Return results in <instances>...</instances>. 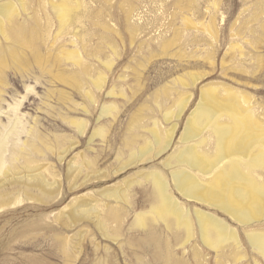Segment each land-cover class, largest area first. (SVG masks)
I'll return each instance as SVG.
<instances>
[{
	"label": "rangeland",
	"instance_id": "374dc122",
	"mask_svg": "<svg viewBox=\"0 0 264 264\" xmlns=\"http://www.w3.org/2000/svg\"><path fill=\"white\" fill-rule=\"evenodd\" d=\"M12 1L18 15L10 22L4 20L5 31L13 30L11 35L14 37L18 28L31 31L30 37L34 36L36 46L22 49L19 67L7 56L14 44L0 33V55H5L8 60V66L0 73V135L15 125L19 133L15 138L21 142L18 147L37 136L52 148H43V156L33 155L31 159L37 163L32 162V165L23 158L10 164L12 159H9L6 171L11 172L12 183L7 182L6 189L13 191L15 184H19L17 178L38 173L55 183L53 188H60V191L57 189L59 198L53 203L22 198L24 202L20 205L0 212V264L164 263L155 259L159 249L155 251L156 246L146 240L147 231L133 226L136 215L148 212L152 203L150 183L143 182L142 174L163 173L171 193L185 210L201 209L200 204L186 200L175 189L171 177L173 170L165 163L182 145L180 138L188 119L201 102L202 91L213 87L226 97L227 90H233L244 97L245 102L242 99L241 105L250 107L254 116L264 123V0H86L88 9L75 22L72 35L55 44L57 20L51 13L49 1L43 0L44 4L41 0H25L22 4ZM129 11H134L131 18ZM132 26L138 27L134 33L130 30ZM67 41L77 43L75 48L80 52L82 67L76 66L72 59L61 58L59 49L63 42L69 44ZM67 44L64 50L74 48ZM107 63L111 66L110 71L105 68ZM83 68L89 70L85 69L83 73L80 71ZM99 72L107 76L102 90L93 88L92 83L99 78ZM73 74L77 81L80 80L75 86L64 81L74 77ZM197 77L201 79L191 86L192 79ZM182 80L188 87H182ZM113 90L117 96L110 97ZM87 92L94 93L95 103L86 97ZM179 97L189 98L180 119L176 118L178 109L174 106ZM157 102L172 111L171 122L164 120ZM16 105H19L18 111L14 110ZM108 105L116 106L117 113L103 116V107ZM138 115L143 122L138 119L137 129H133L132 118ZM71 121L86 122L84 133L81 134ZM155 121H159L157 127L163 134L177 124L169 149L115 175L114 172L129 160L134 148L151 138L148 129L154 127ZM99 128H104V137L93 136ZM134 134L137 135L135 144L131 142ZM204 136L208 137L209 133ZM16 139H10L8 158L16 149L13 144ZM126 143L132 146L125 147ZM61 154L65 155L63 160H60ZM121 158L124 159L120 161ZM89 163L94 165L89 166ZM14 164L16 168H12ZM70 166L79 169L70 171ZM20 171L23 173L18 175ZM96 176L104 177L98 181ZM88 177L92 178L90 183L85 181ZM127 183L131 187L128 188ZM115 188L125 191L127 204H117L101 196L104 191ZM18 193L23 196L24 191ZM4 197L0 196V199ZM90 200L92 205H99L96 210L100 219L97 220L96 215L94 218L83 217L74 225L66 215L72 207L83 201L90 203ZM112 207L118 208L125 220L118 232L117 226L106 222ZM220 218L227 219L225 216ZM98 221L105 222L103 228L107 237L98 228ZM227 222L242 241L245 230L231 219ZM261 229L264 230V222ZM156 233L159 240L165 242L163 247L166 243L170 247L169 254L173 259L183 264H264V257L253 252L245 240L241 246L246 256L235 260L229 248L225 250L228 257L224 259L217 253V247L210 249L199 243L198 238L183 248L176 240L174 242L175 233L163 228L157 229ZM114 237L119 242H115ZM129 240L135 242L131 244Z\"/></svg>",
	"mask_w": 264,
	"mask_h": 264
},
{
	"label": "bare ground",
	"instance_id": "6f19581e",
	"mask_svg": "<svg viewBox=\"0 0 264 264\" xmlns=\"http://www.w3.org/2000/svg\"><path fill=\"white\" fill-rule=\"evenodd\" d=\"M16 1H19L20 4L25 3V0ZM42 1L43 0H41V2ZM48 1L52 10L51 13H53L55 20H57V30L55 32L54 39L52 38L53 40H55L53 41L55 44V42L58 43L59 40H63L64 38H68L70 35H72L71 29L74 28L75 22L80 20V17L83 16L84 12L88 8L86 0H82V4L80 3V0ZM16 7L15 3L12 0H0V33L6 36V38L9 41H12V43L14 44V46L9 49L7 56L8 58H11L14 64H17V66H19L18 63H20L21 61L20 55L22 49L26 47H35L36 40L33 41L34 36L31 38L29 34L32 32H26L24 28H18L15 30V32L18 30V34H16V37L11 35V32L13 30H9L8 33L7 31H5L4 20L7 19L10 22L11 20H13L14 16L18 15V10ZM133 12H130V18ZM136 26H132V28L130 29L131 31H133V33L138 29V27ZM68 43L71 44L74 48L72 50H64V47L67 43L64 45L61 44L62 46L59 49L61 51V58L69 61L72 59L71 61H73L76 66L82 67V59L80 57V52L77 50V48H75V44L77 43L75 41H69ZM53 47L54 45H52V48ZM7 61L8 60L5 59V55H0V73H2V68L8 64ZM105 68L110 71V64L108 65L107 63ZM85 69L88 68H83V70L80 71L85 73ZM74 75L75 74H73V76ZM77 75L80 76L79 74ZM80 77L78 78L80 79ZM200 79V77L192 79L193 83L191 86L195 85ZM77 80L76 76L64 79L66 83L72 86L77 85V83L80 81ZM182 81V87L183 85L188 87V84L184 82V80ZM106 82V74L100 73L99 78L92 82L94 86L92 87L97 90H102ZM227 93L228 95L226 97H222L219 94L217 88L213 87L205 88L202 91L201 102L194 110L191 117L188 119L187 124L185 126V130L182 134V137L180 138V144L182 145L165 163V166L168 169L173 170V172L171 173V177L173 178V184L175 189L186 200H192L200 204V206L202 207L201 209L189 210L186 208L185 210L183 208L184 206L180 205L174 197V193H171L172 191H170L167 178L164 176L163 173L159 171H153L146 174H142V180H144L143 182H148V184L150 183L153 192V194L151 195L152 203L150 204L148 212L136 215L133 222V226L135 229L147 231L146 240L156 246H154L156 249L153 247L155 251L159 249V251L157 250L158 253H156L154 256L157 257L155 258L156 260H161V262L163 260L164 263L162 264L183 263L180 262V260L178 261V259H173V255L169 254L171 249L167 243L166 246L163 247V244H165V242H161L157 236L158 234L156 233L157 229L160 230V228L165 229L169 233H175L176 239L173 238L174 242L176 240V242L178 243L177 245L180 244V246L183 248L187 246V244L190 243L194 238H198V241H200L199 243H203L206 247L210 249H215V247H217L218 249L216 248V251L217 253H221L222 258L225 259L226 257H228L227 252L225 250L229 248L232 250L231 255L234 256L235 260H242L245 258L246 255L244 256L242 252L243 247L241 246V243L243 240H245V242H247L253 249V252L255 251L258 255H262L264 257V230L261 229L262 224L264 222V123L254 116L255 114H253V111L250 107H244L241 105L242 99L245 102L244 97H240L233 90H227ZM93 94L89 92L86 93V97L89 98L92 104L96 102ZM109 96L114 97L117 95L113 90L111 93H109ZM174 103V106H176V109H178V115L176 118L180 119L189 104V98L179 97V99L176 100ZM19 105H16L14 107V110L18 111ZM156 106L158 107L159 111H162L164 120L166 122H171L173 120L174 115L170 109H166V107L163 105L165 109L162 110L163 106L160 102H157ZM115 112L117 113V107L114 105L105 106L102 110L103 116H112V114H114ZM139 116L140 115H138V117L135 116V118H132L133 129L138 126ZM141 118L139 120L143 122ZM158 122L159 121H155L154 127L148 129V134L151 135V138L149 139L148 137V139L145 140L143 145L136 146L137 148L133 147L134 150L129 155V160L123 163V166L118 171L114 172L115 175L131 166L137 165L141 162H147L155 157H158L159 155L167 151V149H169L172 143V139L175 135L176 129L178 128L177 124H174L169 130L166 131V133L164 132L165 134H163L162 131L157 127L159 125ZM71 123L75 126V128H77V130H79L81 134L84 133L86 122L71 121ZM207 133H209V136L205 137L204 135H207ZM104 134V128H99L94 132L93 136L104 137ZM18 136L19 133L15 125L11 130L9 129V131H7L6 133L4 131V133L0 135V179L2 178L0 182V196H5L3 199H0V212L3 210H10L16 207L17 205H20L24 202L22 198L25 200H32L37 203L40 202L43 204L53 203L59 198V192L57 189H59L60 191V188H53V186H55V183L49 182L43 174L38 173L37 175L33 174L32 176H30L29 173L24 176H21L22 178L25 177V181H22L21 177L17 178L19 184H15L16 189L12 188L13 191L11 190L10 192L8 191L9 189H6L7 182L12 183V175L10 174L11 172L6 171L9 159L13 160L10 161V164L12 162L17 163L19 162V160H21L20 158H23L24 160L27 159L25 160L27 162L31 161V164H29L32 165L33 163H37L32 161L31 158L33 157V155H37L38 157L40 155L43 156V154L45 155V149L43 148H48L49 150L50 148H52L37 136L35 137V140L28 139L27 141L22 143V147H18L20 142V140L16 139ZM133 136L134 138L131 142L135 144V137L137 135L135 136L134 134ZM13 137L14 140L16 139L18 142L13 140V144L15 145L14 148L16 149L12 153V155H10L11 158H8L7 153L9 152L8 148L11 142L10 139H13ZM211 140L213 141L212 143ZM37 141H40V143L38 144ZM131 142L130 140H128V143ZM126 145L132 146V144L126 143L125 147ZM206 148H208L209 150H207ZM64 156L65 155H62L60 157V160H63ZM122 159L124 158H121L119 160L121 161ZM89 164V166H91L93 163ZM16 167V164H14L12 168ZM28 167L29 166H26V169ZM70 167V171H76L79 169V167ZM10 170L12 171V169ZM21 173L23 172H18V175ZM103 177L104 176H96L95 180L100 181L103 179ZM91 179V177H88V179L85 181L89 182V180ZM143 182L140 181L142 185ZM126 186H128V188L131 187L130 184ZM21 190L24 191L23 196H21L22 194L19 195L20 193H18L21 192ZM16 191L17 193H14ZM146 191L147 190H145V192ZM148 192L149 191H147V193ZM101 196H103L105 200H114L117 204H120L122 202L127 204V197L125 196V191H121L118 188L108 189L104 191ZM148 200L150 201V199ZM88 203L89 201H83L75 207H72L67 215L64 212V215H66V217H68L71 221H74V225H77L78 221L81 218L83 219V217L89 218L91 216L93 217L94 215H96L97 220H99L100 215L99 212H97L96 210L97 206L99 207V205H92L91 200L90 203ZM101 207H104V205ZM202 209H206L207 211H204ZM120 213L121 212L118 208L112 207L106 218L107 223L110 221V224L113 223L115 226H117V232L118 230H122L121 226L124 225L123 222L125 221L124 217L121 216L122 213ZM124 216H126L125 213ZM220 216H225V219H227L223 220L220 218ZM230 219L236 222L238 225H240L241 228L245 230L246 233L242 241H240L241 237L239 238L238 233L230 228L227 222V220ZM98 222V228L101 230L103 235L107 237L105 234L106 231L103 228V225L105 226V222ZM169 236L171 237V235ZM114 238L113 240L116 242L117 238ZM128 242L131 243L133 241L129 240ZM140 245L141 244H139V247ZM144 245L146 246L148 244ZM163 251L168 252L167 257H165L167 252L165 253V255H163ZM131 252L134 253L135 250H132ZM131 252H129V255ZM138 254L139 253L137 251L136 255L138 256ZM135 261L137 262V260ZM137 263L139 264V262ZM144 264H147V262Z\"/></svg>",
	"mask_w": 264,
	"mask_h": 264
}]
</instances>
